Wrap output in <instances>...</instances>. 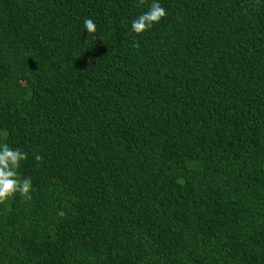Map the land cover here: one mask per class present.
Returning a JSON list of instances; mask_svg holds the SVG:
<instances>
[{
	"label": "trees",
	"instance_id": "16d2710c",
	"mask_svg": "<svg viewBox=\"0 0 264 264\" xmlns=\"http://www.w3.org/2000/svg\"><path fill=\"white\" fill-rule=\"evenodd\" d=\"M0 264H264V0H0Z\"/></svg>",
	"mask_w": 264,
	"mask_h": 264
}]
</instances>
